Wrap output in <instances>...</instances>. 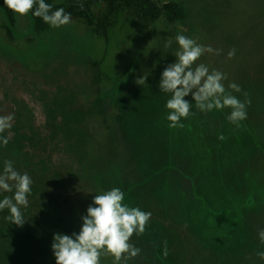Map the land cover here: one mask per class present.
I'll return each mask as SVG.
<instances>
[{"label":"rangeland","instance_id":"1","mask_svg":"<svg viewBox=\"0 0 264 264\" xmlns=\"http://www.w3.org/2000/svg\"><path fill=\"white\" fill-rule=\"evenodd\" d=\"M87 1L95 14L104 7ZM150 1L158 18H144L142 4L122 6L106 37L75 18L38 36L14 13L10 34L0 14V116L14 117L0 133V173L11 160L32 180L20 209L32 245L2 237L0 264L55 262L59 232L50 234V223L79 234L94 196L112 188L151 213L144 233L130 238L141 252L127 264H264V0ZM165 6L178 11L173 22ZM181 34L219 50L195 64L224 73L226 91L250 101L239 127L227 119L231 109L201 112L191 94L184 127H169L171 94L159 82ZM100 264L113 258L102 254Z\"/></svg>","mask_w":264,"mask_h":264},{"label":"clouds","instance_id":"2","mask_svg":"<svg viewBox=\"0 0 264 264\" xmlns=\"http://www.w3.org/2000/svg\"><path fill=\"white\" fill-rule=\"evenodd\" d=\"M4 6L19 17L27 15L35 6L32 15L52 27L64 26L71 20L70 13H66L63 8L52 11V5L45 3V0H4ZM175 41L178 45L175 62L165 67L159 82L160 92L171 94L165 105L169 127H184L180 121L191 114L193 107V103L185 99L190 94L195 107L201 112L231 109L227 119L239 127L240 121L247 118L246 106L250 101L242 102L226 91L224 73L217 70L210 72L206 65L195 64L204 53L215 52L218 55L219 50L198 44L182 34L175 36ZM171 43L169 39L166 47L171 46ZM235 54V49L230 50L228 58L231 59ZM136 83H145V79L140 78ZM228 88L241 92L235 83L229 84ZM13 119L12 115L0 116V133L12 127ZM219 139L223 140V135ZM2 142L7 145L8 138L4 137ZM31 184L32 180L27 173L16 171L11 160L4 161L0 173V191L13 195H5L0 200V211L7 209L9 215L5 219L16 226L25 223L20 209L28 205L27 196L31 192ZM123 201L124 193L119 188L95 195L86 215L81 217L79 234L53 235L51 249L56 264H100L102 254L112 257L113 264H121V261L127 264L140 255L141 250L130 243V238L134 234L139 236L144 233L151 213L129 207ZM259 237L261 243H264V230L259 232ZM257 255L264 259V252H258Z\"/></svg>","mask_w":264,"mask_h":264},{"label":"trees","instance_id":"3","mask_svg":"<svg viewBox=\"0 0 264 264\" xmlns=\"http://www.w3.org/2000/svg\"><path fill=\"white\" fill-rule=\"evenodd\" d=\"M100 2L104 3V7L99 13L95 14L91 8V6L95 3H91L90 1L87 0H45V3L52 5V11H55L58 8H63L66 13L71 14V18H75L83 21L89 27H92L97 35L102 37H106L107 35V31H108L107 23L110 20V17L114 15L115 12L120 10L122 6H124L125 8H131L136 4H142V8H140V11H141V15L144 18L154 19V18H158L160 15V8L157 5L152 4L150 0H100ZM98 3L99 2L97 1V4ZM34 10H35V6L26 16L31 25L32 31L36 33L38 36H41L45 34L47 31H49L50 25L44 23L41 18L33 16L32 11ZM164 10L167 11L168 14L170 15L169 17L170 19H168L170 22L176 20L174 19V16H177L179 13L175 7L165 6ZM0 14L2 15V17L6 22L8 33L11 34L12 29L14 27L13 12L8 10L7 7L4 6V0H0ZM4 196H5L4 194H0V200H2ZM34 214L35 211L31 210V216ZM8 215L9 212L7 211V209L0 211V239L2 237L4 239V237L7 236V237H12L14 241V237L20 239H22L23 237L22 241L24 243H26L27 245H32L30 244L31 242L29 238L24 239L25 237L24 235L31 231L29 225L24 220L25 223L23 224V226H16L12 224L10 221L5 219V217ZM68 217H69V221H71L70 216ZM60 221L63 222L66 220L61 219ZM53 224L54 223H50V234L53 231L59 232V234H65L66 231H64L62 228H60L58 231L57 228L53 226ZM32 229L37 233L38 236V239H36L35 241L37 252H41L42 249L38 247V243L41 241L40 229L34 226L32 227ZM28 250L30 254H33V248L31 249L30 247H28ZM18 251L19 249L16 248V252ZM34 258H36V253H34L33 255V259ZM51 262L52 260L50 259V264H56V262L53 263Z\"/></svg>","mask_w":264,"mask_h":264}]
</instances>
